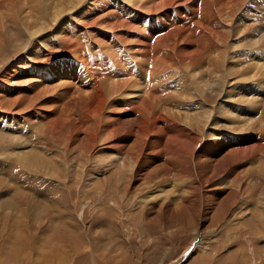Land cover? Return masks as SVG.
Wrapping results in <instances>:
<instances>
[{"label": "bare ground", "instance_id": "1", "mask_svg": "<svg viewBox=\"0 0 264 264\" xmlns=\"http://www.w3.org/2000/svg\"><path fill=\"white\" fill-rule=\"evenodd\" d=\"M47 1L30 0L33 7L29 0H0V10L6 13L0 17L1 149L13 160L18 158L24 169L71 182L75 174L70 170V154L80 156L73 167L77 178L86 161L94 159L97 171L87 185L93 193L101 197L121 194L122 208L127 192L141 183L148 194L144 199L132 197L133 206L149 212L154 200L159 208L152 212L154 216L144 213L140 221L185 225L186 218H191L198 237L199 221L223 226L228 230L227 239L217 246L225 253L232 249V239L238 245L245 240L249 245L264 241V199L256 210L250 203L245 205L249 214L243 208L234 211L243 206V201L239 203L242 197H254V191L262 188L264 194V114L256 126L247 113L255 114L264 106L262 2L254 8L256 0ZM25 3L20 11L19 4ZM28 4L31 12V7L40 8L39 14L52 9V18L34 21L35 28L15 27L17 21L35 17L26 14ZM243 9L247 18L240 13ZM152 24L155 29L150 28ZM181 71L190 76L191 84L187 77L179 80ZM232 79L237 82L233 84ZM17 84L26 85L25 89H14ZM180 86H184L183 93H176ZM192 91L200 95L205 108L195 115L187 108L182 112L183 104L178 101L193 96ZM29 109L32 111L23 113ZM222 117L225 122L220 125ZM32 124L38 131L27 132L34 133L35 140L24 133ZM219 125L229 127L236 136L216 132ZM9 126L13 129L10 134ZM215 137L222 141L216 152L212 151ZM9 144L12 150L4 147ZM150 144L152 153L147 152ZM53 147L58 157L48 161L42 154ZM163 174H167L164 180L178 178L169 184L170 190L155 182ZM181 179V183L193 180L191 188L181 190L176 183ZM76 186L80 188L77 192H84L81 184ZM203 197L207 204L201 203ZM17 201L11 202L13 206ZM110 203L103 200L98 210L109 213ZM0 209L5 214L10 209L11 215L19 214L12 208ZM246 216L253 222L239 230V220ZM216 228L209 232L210 244L218 240L213 238L220 233ZM43 240L46 244L47 239ZM60 243L48 242L54 247H48L50 253L42 250L40 261L73 262L74 252L70 254ZM209 247L198 242L201 253L211 255ZM246 247L235 258L236 264L246 256L247 264H264V245Z\"/></svg>", "mask_w": 264, "mask_h": 264}, {"label": "rangeland", "instance_id": "2", "mask_svg": "<svg viewBox=\"0 0 264 264\" xmlns=\"http://www.w3.org/2000/svg\"><path fill=\"white\" fill-rule=\"evenodd\" d=\"M51 1L53 2V0H50V2L47 1V3H51ZM259 2L260 4L262 2L261 5L264 8V0H256L253 3L254 8L257 7ZM28 3L33 6L30 0ZM21 5L22 6L19 4V9L20 11H23L26 3ZM33 7H31V10L35 13L29 11V4L25 11L27 15H35L34 18H28L33 21L26 19L28 16L24 14V18L28 21H17L18 24H15V27L28 26L35 28V25H37L38 22L47 18H52L51 14L54 12L52 9L47 8L48 12L47 9H45L42 11V14H39L40 8L38 9ZM186 9H188L187 12H189V8H185L184 10ZM245 10L246 9L240 10V13L244 18H247L248 15L246 14ZM36 11L38 14H36ZM1 15L5 17L6 13L4 9L0 10V17H2ZM175 16L177 17V15ZM42 17L44 19L41 20ZM29 21H31L30 24ZM150 28L155 29L156 25L152 24ZM249 32L251 31H248L247 33ZM242 37H240L239 40ZM221 69L225 74V65H223V67L221 66ZM215 76V74L211 75V77ZM186 77L190 80V76L184 71H181L179 80L185 79ZM231 82L235 84L237 79H232ZM14 86V89L22 91L25 89L26 85L17 84ZM183 87L184 86H180V89L176 93H183ZM192 93L193 96H187L185 97V100L182 99V97L181 100L178 101L183 104L182 112L187 108L191 111V114L195 115V113L202 112L205 108L203 107V101L200 99V95L194 91H192ZM207 94L210 95L209 92H207ZM174 99L175 98H172L171 104H174ZM213 105V103L209 104L206 106V109H210L213 107ZM263 107L260 105L258 109H256L255 114L253 111H247V113L253 117V124H256V126H259V121L257 120H260V117H262L264 114ZM18 110H22V108L18 107ZM233 110L237 111L236 114L242 115L239 109L234 108ZM31 111L32 109H29L23 111V113H28ZM119 118L123 119L121 117ZM241 118L244 119L243 117ZM26 120L27 119H23L22 121ZM219 120L220 125L225 122L224 117L219 118ZM220 125L218 127V131L216 132L224 135L231 132L236 136L235 132H232L229 127H225V129H223ZM11 130L13 129H11L9 126V134L12 133ZM31 130L36 133L38 131V127L33 125L28 130L25 129L24 132L27 134L26 137L28 139L31 140L34 137L33 139L35 140V136H33L34 133L32 134L27 132ZM5 132L7 133L6 130H4V133ZM254 132L252 131V133ZM212 139L217 141L215 149L212 151H219L221 149L222 143L221 138L215 137ZM150 142H153V140ZM1 144L0 154L2 155H0V208L3 206L6 208H12L16 212H19L18 215H20V213L22 214L20 217L18 215H11V209L8 210V214H5L0 209V264H50L51 259L40 261L39 258L42 257L41 253L44 251H46V253L51 252L50 250L54 247V245L51 247L48 242L52 241V239L54 242H61L59 244L61 246L65 245V249L68 250L70 254L73 255L74 252L75 257H70L71 261H73H70V264H236L235 258L243 253L242 247L247 246L246 248H250L264 245V241H260L262 239L258 240L257 242H253L251 245H249L247 240H245L246 242H243L242 245H238L231 238L232 240L230 244L232 249L225 253L224 251L219 250L220 248L217 246L220 242L227 239L228 230L226 231L225 227L223 229V226L213 227V223L212 225L210 224L211 222L206 220L199 221L200 237H198V234L194 232L196 229V222L191 220V218H189L188 221L186 218L185 225L174 222L169 223L166 221L163 222L164 224H153L151 221L146 219H142L143 221H140L139 218L144 217V213H146L145 216H147L148 213L154 216L155 214L153 213H157L156 210L159 208L155 204L154 200L150 201L152 203V207L149 206V212L144 210L142 211L138 209L137 206H133L134 200L132 197L144 199L148 194L149 190H144V187H142L141 183L134 185L135 190L127 192L129 194L128 198H126L128 204H123L124 207L121 208L120 202L122 200L120 199V193V195L115 193L101 197L99 194L93 193V191L87 187L89 182L92 181L91 179L95 178L94 173L97 171V166L92 163L94 162V159L93 161L90 159L91 162L89 160L86 161V166L82 167L83 169L79 171V176L77 178V169L73 167L75 165V167H77V160L80 159V156L79 153L76 152L73 154L72 152L70 154V170L72 174H75L74 182L66 181L64 178H62L63 180H55L46 176V174L42 172H36L35 170H27L22 168L20 165V160L18 158L13 160V156L11 157L9 153H6L3 151V149H1L3 146ZM153 144H150V149L147 151L148 153H152L154 148V146H152ZM34 146L38 147L36 144H34ZM4 147H9V149L12 150L10 144L9 146L4 145ZM42 156L48 161L55 160V158L58 157L56 147L49 149L47 153H43ZM172 174L174 175V173ZM166 175L167 174H163L157 179L158 182H155L159 183L158 185H161L160 188L170 190L171 187L169 184L174 182V179L176 180L178 178L172 176L167 180L165 179V181L164 178ZM110 176L111 173L108 174L107 178ZM255 176L258 175L255 174ZM98 181H100V178L95 180V183ZM181 181L182 179L177 180L176 182L178 185L180 184L181 190L184 188H191L193 180H188L184 183H181ZM77 183L82 185L81 189L84 190L83 193L77 192L79 191L78 189H80L76 186L78 185ZM66 184L74 187L69 188L68 185L66 186ZM157 186L153 188L155 189ZM180 188L178 187L177 189L180 190ZM85 191H87V194H85ZM209 191L211 190L209 189ZM253 195L254 197H242L239 203L243 201V206H237L234 211L237 212L239 209L243 208L248 210V214L251 213L250 209L245 206L248 205V203L251 204V209L256 210L257 206L264 199L263 188L260 189V191L255 190ZM205 196L206 198H210L207 194ZM105 198L111 200L112 202L110 203L111 211L109 213H106L104 210H98V204H100V202L103 200H106ZM203 198L200 200L202 201L201 203L207 204L205 203L207 202V199ZM15 199L18 200L17 203L19 204L13 206L11 202ZM247 200L249 201L247 202ZM245 202L246 204H244ZM111 204H115L116 206H112ZM60 205H63L65 209L63 210L60 208ZM43 207H46V209L41 212ZM39 209L40 211H37ZM120 209H124L125 212L121 211ZM23 217H25V219ZM252 219L253 218L250 216L241 218L239 220L241 224L238 226V229L242 231L246 229L252 224ZM214 228H216L220 233L214 235L213 237L214 239H218L217 242L212 241L210 244L209 232L211 229L214 230ZM200 238L203 239L202 241H204L208 247L210 246L208 250H210L209 254L211 253L212 256L208 255V252L205 254L199 251L198 242H202L200 241ZM43 239H47L46 244L43 243ZM76 252L79 253L77 254ZM76 254L78 256H76ZM16 255L19 258L18 260L14 258ZM247 257L248 256L245 257L246 259L243 258V260L239 259L241 261L239 263L247 264L249 261ZM75 258L80 260H76ZM242 261L246 263H242Z\"/></svg>", "mask_w": 264, "mask_h": 264}]
</instances>
